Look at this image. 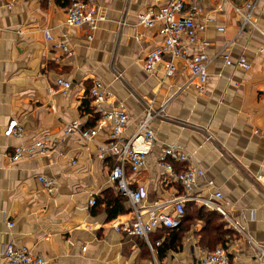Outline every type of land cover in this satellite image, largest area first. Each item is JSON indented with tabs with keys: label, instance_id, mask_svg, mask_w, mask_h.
I'll return each instance as SVG.
<instances>
[{
	"label": "crops",
	"instance_id": "crops-1",
	"mask_svg": "<svg viewBox=\"0 0 264 264\" xmlns=\"http://www.w3.org/2000/svg\"><path fill=\"white\" fill-rule=\"evenodd\" d=\"M74 1L0 0V264L8 245L39 254L48 264L157 260L155 243H162L163 234L156 230L148 236L150 248L141 238L115 232L104 205L96 204L108 193H118L108 178L115 157L98 156L99 149L110 143L108 131L88 143L77 133L62 137L67 123L95 125L98 113L89 97L94 80L109 94L103 108L122 106L129 116L124 141L134 133L147 105L154 110L166 105L164 114L151 124L156 146L144 167L130 177L131 188L142 194V204L148 207L182 194L158 166L163 148L174 146L190 159L185 164L168 159L175 171L191 164L205 173L192 194L209 198L218 190L220 204L242 229L241 234L221 218L229 233L226 249L233 264H264V0H258L244 27L247 0H193L203 7L200 21L212 20L200 35L210 44L207 56L212 58L229 44L231 61L243 56L250 65L244 70L212 59L201 93L188 84L183 60H174L170 77L162 65L152 74L143 70L144 56L161 39L157 26L142 28L136 17L155 8L159 0H96L103 21L90 41L83 30L64 25L65 9ZM217 27L224 32L218 33ZM57 42L66 44L71 55L55 50ZM57 78L71 87L50 95ZM87 100L93 115L83 107ZM13 123L24 130L22 138L9 134ZM52 136L61 140L53 151L9 160L14 147ZM39 176L52 180V193L42 188ZM207 179L215 188L206 187ZM90 199L95 200L93 206ZM124 208L126 213L114 220L134 218L127 201ZM201 226L196 220L183 233L180 250L157 262L197 264L200 251L206 249L199 245Z\"/></svg>",
	"mask_w": 264,
	"mask_h": 264
},
{
	"label": "built area",
	"instance_id": "built-area-1",
	"mask_svg": "<svg viewBox=\"0 0 264 264\" xmlns=\"http://www.w3.org/2000/svg\"><path fill=\"white\" fill-rule=\"evenodd\" d=\"M15 1L12 0V2ZM221 1L227 2L228 0ZM257 2L258 0H247L245 3L248 12L243 16L242 27L249 23L250 13ZM8 7H11V4ZM101 13L96 0H76L65 9L64 25L66 28L83 30L86 40L90 41L98 24L103 21ZM202 13L203 7L193 0H159V4L155 8L148 9L136 17V24L142 28L149 29L157 26V34L161 39L160 43L143 58L142 65L146 73L152 74L159 65H162L165 76L170 77L175 71L174 60H183L188 70V84L201 93L207 80V67L212 59L221 58L225 65L231 67L244 70L250 68L243 56L238 57L234 62L231 61L229 44L215 53L212 58L207 56L205 50L210 44L202 41L200 35L205 30L206 23L212 22V20L200 21ZM216 31L223 33L224 28L217 27ZM44 35L45 40L50 42L49 32L45 31ZM195 46L197 47L196 51L191 52L190 49ZM54 49L63 56H69L72 53L71 49L62 42L55 43ZM54 86L55 88L48 90L50 95L55 94L57 90L62 93L66 92L71 84L57 78ZM108 96L109 94L101 82L94 80L89 90V97L91 105L99 116L95 125L90 128H82L79 121H73L65 124L61 132L62 137L77 133L84 143H88L97 138L101 131H108L107 137L110 143L106 148L99 149L98 156L100 158L106 155L115 157V164L111 168L108 178L116 186L118 192L126 198L130 212L134 216L132 220H113L112 229L126 236L141 238L151 248L148 236L159 229L177 228L184 217L185 205L195 203L217 213L232 228L242 234V229L232 222L228 211L220 204L222 195L218 190L215 189L209 198H199L192 194L197 181L203 179L205 173L191 164L186 166L185 170L175 171L173 163L168 162V159L178 164H185L190 159L188 155L179 152L174 146L163 148L158 166L164 171L167 180L178 184L182 194L174 196L164 203H156L148 207L142 204V194L131 188L130 177L136 175L144 167L146 157L156 146L157 138L151 124L154 118H159L164 114L166 105L158 110H154L151 104L147 105L145 114L134 133L124 141L122 136L129 123V116L122 106L110 110L104 109L103 102ZM9 134L15 138H22L24 130L13 123L9 126ZM59 143H61L60 138L52 136L29 146L19 145L13 148L9 160L14 162L22 156L27 158L43 156L47 152L53 151ZM37 180L47 193L53 192L52 180L43 176H39ZM205 183L207 188H215L212 180L207 179ZM94 204L95 200L90 199L89 206ZM12 226L13 224H9L10 228ZM159 245L160 241H157L155 246ZM1 264H48V262L39 254L8 245L1 254ZM150 264L159 263L153 257ZM197 264H233V262L227 249L218 246L214 250H201Z\"/></svg>",
	"mask_w": 264,
	"mask_h": 264
},
{
	"label": "trees",
	"instance_id": "trees-1",
	"mask_svg": "<svg viewBox=\"0 0 264 264\" xmlns=\"http://www.w3.org/2000/svg\"><path fill=\"white\" fill-rule=\"evenodd\" d=\"M83 107L88 108L89 114H92L88 100L83 103ZM97 119L98 115H95V122ZM185 168L186 167L182 168L180 171L185 170ZM125 201H127L126 198L119 192L116 196L109 195L108 193L107 197L105 196L99 202L96 201V204L99 203L104 205L106 218L110 221L126 213L127 210L124 208ZM184 211V218L177 228L158 230L160 234L164 236V240L155 250L158 261L162 260L168 252H178L180 250L183 233L187 232L190 227L194 225L193 223L196 220L202 223L198 233L200 247L206 248L207 250H214L216 247L221 246L226 249V237L229 233L224 222L217 213L207 211L205 208L198 207L194 204L185 205Z\"/></svg>",
	"mask_w": 264,
	"mask_h": 264
},
{
	"label": "rangeland",
	"instance_id": "rangeland-1",
	"mask_svg": "<svg viewBox=\"0 0 264 264\" xmlns=\"http://www.w3.org/2000/svg\"><path fill=\"white\" fill-rule=\"evenodd\" d=\"M189 211H192V210H189ZM193 224H195V222H194ZM201 224H202V223H201Z\"/></svg>",
	"mask_w": 264,
	"mask_h": 264
}]
</instances>
